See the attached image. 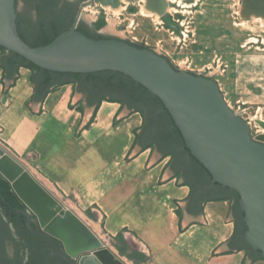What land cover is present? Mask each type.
I'll list each match as a JSON object with an SVG mask.
<instances>
[{
  "label": "water",
  "instance_id": "obj_1",
  "mask_svg": "<svg viewBox=\"0 0 264 264\" xmlns=\"http://www.w3.org/2000/svg\"><path fill=\"white\" fill-rule=\"evenodd\" d=\"M96 3L114 8L118 5V0H91L85 5ZM242 3L246 16L264 18V0H242ZM29 5L20 1L17 9L23 17L31 19L33 11ZM80 6L70 29L61 32L47 45L31 47L20 38L17 31L15 0H0V48L6 51V55L0 56V65L1 60L8 56V53H13L45 71L81 75L112 72L124 75L140 85L160 101L178 130L184 149L208 173L210 183L220 185L238 195V205L243 213L242 220L245 225L243 240L237 234L235 222L237 208L232 201L226 221L234 219L233 235L222 243L216 252H230L239 247H246L248 253L244 264L259 258L253 251L259 252L264 260V137L252 138L249 135L248 125L229 109L212 79L175 69L167 58L153 50L130 45L123 40H95L77 31L76 27L81 21ZM145 6L148 11L166 19V0H145ZM3 67H5L2 77L3 91H6L16 75L14 70L12 77L8 78L7 67L6 65ZM79 98L81 96L75 85L74 95L68 106L71 107ZM41 100L36 97L34 91L32 99L27 104L32 113L39 111ZM82 104L83 117L76 135L88 122L94 109V106L85 104L83 100ZM128 112L122 108L114 120ZM258 124L264 128V122ZM142 148L136 141L127 158ZM0 155V177L9 184L15 197L36 218L42 231L39 235L44 239L49 236L61 243L62 252H59L55 246L52 248L63 261L69 264H82V259L87 256L84 253L98 249L100 241L86 228L88 235L96 241L95 246L78 252L81 254L79 258L70 254L64 240L49 233L44 223L55 224L59 216L69 215L78 218L69 210L61 208L58 201L30 173L26 172L14 156L2 148ZM159 157L161 156L152 150L146 168ZM174 173L169 163L161 181ZM16 180L21 181L24 189H31L35 196L36 208L42 214H38L27 205V201L13 183ZM182 182L189 183L181 175L177 184ZM206 188L209 191L212 186ZM214 193L215 197L219 194L217 191ZM191 194L192 192L185 201H177L182 210L181 228L192 221L205 223L201 214L203 202H197V195ZM7 250L8 253L12 252L9 241ZM90 256L97 261L104 257L110 264H122L114 261L112 253L108 250L95 252Z\"/></svg>",
  "mask_w": 264,
  "mask_h": 264
},
{
  "label": "crops",
  "instance_id": "obj_2",
  "mask_svg": "<svg viewBox=\"0 0 264 264\" xmlns=\"http://www.w3.org/2000/svg\"><path fill=\"white\" fill-rule=\"evenodd\" d=\"M2 54L6 51H0ZM14 72L16 77L3 91L4 69L0 66V142L12 156L30 160L33 169L60 195L86 204L93 214L103 213L106 228L131 231L144 249L141 252L150 257L149 264H244L246 247L216 252L233 235L234 219L226 221L232 199L203 202L205 223L192 221L181 228L182 210L177 201H185L191 188L185 182L177 184L178 172L161 181L169 157L162 155L146 168L152 152L147 147L126 161L136 132L130 143L116 150L95 144L111 134L108 129L118 115L114 110L105 114L102 108L116 103L101 100L95 106L98 110L93 123L92 112L80 129L82 136L92 139V145L79 146L69 138L70 133L59 130L72 116L66 105L74 95L75 84L51 87L39 111L32 113L27 106L34 94L32 73L21 66ZM49 105L52 108L46 110ZM40 110L43 112L39 114ZM128 235L124 233L125 238ZM249 264H264V260L256 258Z\"/></svg>",
  "mask_w": 264,
  "mask_h": 264
},
{
  "label": "rangeland",
  "instance_id": "obj_3",
  "mask_svg": "<svg viewBox=\"0 0 264 264\" xmlns=\"http://www.w3.org/2000/svg\"><path fill=\"white\" fill-rule=\"evenodd\" d=\"M166 3V19L148 11L145 0H118L114 8L99 3L81 5V22L99 34L153 50L179 70L212 79L229 109L248 125L249 135L252 138L264 136L258 124L264 122L263 17L246 16L242 0H166ZM112 106L117 113L122 109L117 103ZM51 108L49 105L46 110ZM66 110L72 116L60 127L61 133H70L69 138L79 146L92 145L89 136L81 135L82 130L75 134L84 110L82 99L71 107L67 104ZM97 110L98 107L93 109L91 123ZM42 112L40 110L39 114ZM140 126V114L130 111L121 119L113 120L108 129L111 134L95 144L107 146L109 151L116 150L130 143ZM0 148L11 154L1 142ZM19 159L26 172L61 208L78 217L99 239L100 247L89 251L90 254L108 250L113 260L122 264H149L150 257L141 252L144 249L133 239L131 231L106 228L103 213L93 214L86 204L60 195L33 169L30 160ZM125 160L128 161L127 156ZM124 233L129 234L127 238Z\"/></svg>",
  "mask_w": 264,
  "mask_h": 264
},
{
  "label": "trees",
  "instance_id": "obj_4",
  "mask_svg": "<svg viewBox=\"0 0 264 264\" xmlns=\"http://www.w3.org/2000/svg\"><path fill=\"white\" fill-rule=\"evenodd\" d=\"M36 10V21L31 23H21L16 19L17 31L20 38L26 42L31 47L44 46L49 44L55 37H57L61 32L70 29L72 26L75 16H76V7L73 5L64 4L59 5L58 0H41L35 7ZM76 30L85 35L88 38L95 40H110L115 39L109 36H105L92 30L90 27L85 25L83 22H79ZM118 40V39H116ZM124 42L134 45L140 48H145L137 43H132L128 40ZM0 51L5 52L4 49L0 48ZM169 61V60H168ZM8 70V78L12 77V72L16 67L21 66L29 69L32 73L30 81L34 87L36 97L43 99L48 93L49 88L52 85H62L73 83L76 85V90L79 92L87 88L90 84L95 83V81L103 80L105 83L110 85H115L118 88L126 89L131 92V103L129 107L140 112H144L142 107H146L147 110L151 113L156 112L157 110H162V113L159 115L163 121L162 131L163 133L160 146L165 149L164 155L166 156L167 151L178 152L183 159L187 157V163L184 167L187 166V175L189 176L187 185L191 188V195H197V202H205L212 200H223V197L230 198L234 201L237 208L235 222L237 226V234L239 238L243 240V235L245 232V225L243 223V213L238 205V195L233 191L221 187L220 185H212L210 183V176L200 166L192 157L188 155V151L184 149V144L178 130L174 127L168 113L163 109L160 101L148 93L140 85L134 83L128 77L112 72H100L94 74H59L49 71H45L37 68L33 64L27 62L23 58L13 54L8 53V56L4 57L1 60L2 68L5 66ZM174 67V66H173ZM175 68V67H174ZM177 69V68H175ZM113 102V101H109ZM137 141V140H136ZM143 148H147L144 146ZM180 159V158H179ZM212 186V189L209 191H204L205 187ZM0 191L7 195L12 201L20 203V201L15 197L14 193L11 191V188L8 183H6L0 177ZM215 191L219 194L215 197ZM249 249H251L248 246ZM255 255L262 259L259 252L253 251Z\"/></svg>",
  "mask_w": 264,
  "mask_h": 264
},
{
  "label": "flooded vegetation",
  "instance_id": "obj_5",
  "mask_svg": "<svg viewBox=\"0 0 264 264\" xmlns=\"http://www.w3.org/2000/svg\"><path fill=\"white\" fill-rule=\"evenodd\" d=\"M29 3L33 11V18L23 17L17 7L19 2ZM41 0H15L17 10V20L21 23L36 21V4ZM59 5H73L76 7V14L79 5L86 4L91 0H58ZM76 17V16H75ZM85 104L96 106L101 100L113 101L127 111L140 114L141 126L137 133V142L140 147L147 146L157 152L160 156L164 155L165 149L160 146L163 133V121L159 117L162 110L151 113L146 107H142L144 112L136 111L129 107L131 103V92L126 89L118 88L115 85L105 83L103 80L95 81L87 88L79 91ZM163 132V133H161ZM165 157H169V163L174 172H178L184 179H189L187 175V157L181 158L178 152L167 151ZM180 158V159H179ZM207 191L205 187L202 189ZM28 221V223H27ZM42 233L36 218L20 202L12 201L7 195L0 191V264H69L55 254L52 246L62 252L61 243L49 236L42 238ZM12 248L8 253L7 247ZM49 241V242H48ZM78 258V257H77Z\"/></svg>",
  "mask_w": 264,
  "mask_h": 264
},
{
  "label": "bare ground",
  "instance_id": "obj_6",
  "mask_svg": "<svg viewBox=\"0 0 264 264\" xmlns=\"http://www.w3.org/2000/svg\"><path fill=\"white\" fill-rule=\"evenodd\" d=\"M102 110L103 112H105V114L109 112L112 113V111L114 110V107L106 105L104 106V108H102ZM260 129H261V133L264 135V130L261 127ZM13 183L19 189L21 196L24 197L25 200L27 201L28 203L27 205L30 208L34 209L33 211H36L38 214H42L40 213V210L36 208V203L34 202L35 196L33 195L31 189H26V188L24 189L21 186L20 180L18 181L16 180ZM44 227L49 233H52L53 235H56L57 237H61L65 242L66 249L68 250V252L78 258L81 255L78 252H81L83 249L92 248L96 244L95 243L96 241H94V239H92V237L88 235V232L86 229L87 226L79 218L76 219L69 215L59 216V219L56 221L55 224H45L44 223ZM95 238L99 241V239L96 236ZM90 252H88L89 254L87 256H84V258L82 259V264H110V262H108L104 257H102L103 260L100 259L101 261L99 260L97 261L96 258H93L90 256L91 255Z\"/></svg>",
  "mask_w": 264,
  "mask_h": 264
}]
</instances>
